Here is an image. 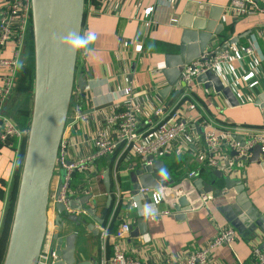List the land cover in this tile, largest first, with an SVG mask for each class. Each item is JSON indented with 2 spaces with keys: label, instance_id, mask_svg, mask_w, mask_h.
<instances>
[{
  "label": "crops",
  "instance_id": "crops-1",
  "mask_svg": "<svg viewBox=\"0 0 264 264\" xmlns=\"http://www.w3.org/2000/svg\"><path fill=\"white\" fill-rule=\"evenodd\" d=\"M254 2L251 13L243 16H238L229 7L230 0H95L85 4L81 34L91 30L97 34V39L89 46L90 52L81 49L77 55L71 104L63 132L67 140L74 142L69 151L70 157L80 158L96 153L99 147L92 137L101 129L114 139L115 128L107 122V117L112 112V105L128 96L125 87L129 84L133 86L129 97L140 102L144 109L141 130L148 126L146 116L163 103L167 106L165 112L168 116L175 112L176 119L187 124L186 131L158 156L165 161L171 174L177 179H186L191 171H196V175L203 176L207 182L216 179L215 187H220L221 191L213 190L206 203L198 208H183L182 212L172 210L164 199L155 205L158 210L156 216L146 221V233L150 240L145 241L144 233L137 232L142 216L131 207L132 195L141 205L151 204L153 190L134 191L129 172L138 167L139 158L132 146L126 155L123 154V144H120L94 159L92 164L98 171L96 175L102 172L101 176L93 177V171L89 170L77 171L73 175V187H79L83 192L75 198L93 194L89 200L92 205L93 198L99 197V215L107 203L103 175L107 169L111 171L114 197L106 223H97V228L101 230L98 235L83 225L73 224L70 228L80 233L76 246L78 260L94 257L99 264H110V257L117 246L149 263L183 259L190 251L203 247L228 228L235 230L232 245L222 243L215 246L209 253L211 264H238V259L248 263L253 249L264 247V230L247 222L248 214L242 205L245 200H250L264 212V155L254 158L252 151L248 156L232 158V151L224 146L218 154L222 161L219 168L245 186V195L237 192L235 186L226 194L222 191L223 180L214 175V168L205 159L204 129L200 124L203 118H209L219 128L264 126V107L255 102L264 91V0ZM3 3L4 0H0V8ZM149 6L153 7V22L150 24L145 15ZM200 6L208 15L218 13V24H223L222 28L216 25L206 50L215 49L230 37L249 31L238 42L230 44L226 49L231 52L229 59L213 69L224 85L231 87L238 104H231L223 92L197 80L191 85L173 87L166 97L160 93V89L167 84L162 71L165 55L178 50L183 30L181 23L193 25ZM14 44L13 40L8 41L2 56H14ZM247 46H252L253 51L246 52L244 48ZM23 59L26 61L23 66H26L27 55ZM9 72V66L0 65V87L5 85ZM34 89L35 72L31 83H28L21 78L18 69L11 94L4 105L5 111L17 124L22 117L16 114L18 106L29 109L23 119L26 130H29L32 119ZM74 104H80L87 115L74 120ZM238 132L237 135L243 137L244 132ZM27 137L28 133L19 141L0 142V233L8 205L14 196L17 200L24 159L21 149L23 143L26 148ZM59 174L55 171L50 185L52 232L56 228L55 197L60 187ZM88 179L92 184L89 192L84 190ZM69 211L80 214L78 210ZM124 222L131 223L134 229L129 234L120 235L118 230Z\"/></svg>",
  "mask_w": 264,
  "mask_h": 264
},
{
  "label": "water",
  "instance_id": "water-1",
  "mask_svg": "<svg viewBox=\"0 0 264 264\" xmlns=\"http://www.w3.org/2000/svg\"><path fill=\"white\" fill-rule=\"evenodd\" d=\"M84 14L85 0H32L35 47L34 107L3 264H36L42 249L49 223L50 185L71 103L78 55V51L70 53L66 46L60 45L59 38L69 32L80 35ZM196 14L193 25L181 23L183 30L178 50L165 55L166 62L162 71L166 76L167 84L160 89L164 97L173 87L184 84L181 83V78L185 65L206 51L220 17L218 13L208 15L203 6L198 8ZM207 17L210 18L209 21L206 20ZM218 25L222 28L223 24ZM248 33L249 31H246L230 37L221 46L210 50L211 53L207 58L222 53L230 44L238 42ZM53 36L57 37L56 42L53 41ZM196 80L207 87H214L218 92H223L231 104L239 103L231 87L224 85L220 76L212 69L202 71L196 76ZM255 102L264 107V91L257 96ZM237 138L244 142L243 137L237 135ZM252 151L254 158L260 154L264 155L260 144H255ZM148 160L151 162L141 163L129 172L134 191L156 188L157 181H160L164 187V199L169 203L170 208L178 212H182L183 208L185 210L198 208L203 203L202 196L213 190L221 191L220 187H215L216 179L211 182L205 181L203 176L177 179L165 166L162 158L150 154ZM161 169L167 170V178L159 175ZM213 173L223 180L224 193H230L235 186L237 192L245 195V186L240 180H235L220 168H214ZM64 175L65 170H62L63 178ZM103 175L107 189V203L101 215L98 214L97 198L94 197L92 205L89 204L92 194L78 198L71 197L67 204L59 200L55 202L57 214L54 219L56 224L54 238L57 241L59 254L55 264H99L94 257L78 260L76 246L80 233L77 229L69 230V228H72L73 224L83 225L96 235L101 232L97 228V223H106L114 198L111 171L107 169ZM180 187L186 188L187 192L179 194L177 189ZM242 205L248 214L247 222L259 225L264 230V212L257 209L250 200H245ZM69 209L78 210L80 214L71 213ZM138 227V233L147 232L146 220L143 217L139 218Z\"/></svg>",
  "mask_w": 264,
  "mask_h": 264
},
{
  "label": "built area",
  "instance_id": "built-area-1",
  "mask_svg": "<svg viewBox=\"0 0 264 264\" xmlns=\"http://www.w3.org/2000/svg\"><path fill=\"white\" fill-rule=\"evenodd\" d=\"M95 0H85V4L94 2ZM254 0H230L229 7L237 13L238 16L248 15L255 5ZM153 7L149 6L145 10L147 23L153 22L151 16ZM32 25V0H4L0 8V65H7L10 68L7 75L6 83L0 87V142L11 143L14 139L21 140L28 130L21 128L15 119L6 113L4 109L5 101L11 94L14 84L15 75L18 72L17 61L22 60L24 46L27 40V35ZM14 41V56L4 57L2 52L8 41ZM246 52L253 51L252 46L244 48ZM210 50H206L199 57L185 65L183 77L181 78L182 85H191L196 80V76L207 69H214L219 63L229 59L231 52L224 50L218 55L210 54ZM125 92L128 95L125 99L115 102L112 105V112L107 117V122L114 126L115 136L111 139L106 132L101 129L92 140L98 145L99 150L91 155L80 158H71L69 151L74 145V142L67 140L64 136L60 142L57 154L55 171L60 173V187L56 194V201H63L66 204L71 197L82 194L80 188H74L72 178L77 171H93V177L102 175L95 171L92 164L94 159L100 155L112 151L120 144H123V154L129 151L132 146L138 155L139 164L150 163L148 156L153 154L155 157L160 156L172 143L187 129V124L181 119H176L174 112L170 116L166 114V104L163 103L157 106L153 113L146 116L147 128L141 130L143 122L144 109L140 102L129 97L133 92V86L127 85ZM71 104V103H70ZM74 120L85 117L87 114L80 104L73 105ZM204 129L205 137V159L213 168H219L222 161L218 158V154L223 151L224 146H228L232 151V158L245 157L251 154L255 144H260L264 150V126L254 127L247 125H236L234 127H221L215 125L214 121L209 118H203L200 123ZM238 130L244 132L242 142L237 138ZM78 143V142H77ZM121 158V157H120ZM120 158L118 160H120ZM62 170H65L64 178ZM54 171V173H55ZM196 176V171H191L187 179H192ZM88 179L84 184V190L91 191L92 184ZM184 180V179H183ZM171 188V186H169ZM164 189V187H162ZM172 189V188H171ZM144 190V189H142ZM153 193L156 188L150 189ZM179 194L186 193V188L180 187L177 189ZM93 195V194H92ZM212 195V192L202 196L203 203ZM134 201V194L132 195ZM164 198L161 200L163 201ZM55 201V202H56ZM137 201V200H136ZM153 201V200H152ZM160 201V202H161ZM154 203V202H153ZM172 209V208H171ZM71 210V209H69ZM175 210V209H172ZM75 211V210H73ZM166 211H169L167 209ZM80 213V211H78ZM132 230V224L124 222L118 230L120 235L129 234ZM54 232V231H53ZM46 233L41 252L36 261V264H55L59 254L57 242L54 238V233ZM235 230L228 228L221 233L215 235L203 247L190 251L183 259H164L162 261L149 263L144 262L138 257L131 255L122 247H115L110 264H211L209 261L210 251L217 245L229 243L232 245L234 240ZM144 240L149 241L150 236L144 233ZM238 264H264V247H255L252 251L251 260L245 263L238 259Z\"/></svg>",
  "mask_w": 264,
  "mask_h": 264
},
{
  "label": "trees",
  "instance_id": "trees-1",
  "mask_svg": "<svg viewBox=\"0 0 264 264\" xmlns=\"http://www.w3.org/2000/svg\"><path fill=\"white\" fill-rule=\"evenodd\" d=\"M26 55H27V65L23 66L22 69H19V74L24 81L31 83L33 76H34V72H35L34 35H33V29L31 30V28L27 35L26 47L23 50V55H22V60H21L23 63L26 62L23 59L24 56ZM28 111L29 109H26L23 105L21 106L19 105L17 108L16 114L19 113L22 116L19 118V124H18L21 128H25L23 125V119L25 118V115L28 113ZM6 113H8V111H6ZM24 153H25V146L23 143L22 149H21L22 158L24 157ZM15 201H16V196L13 197L10 205H8L6 216H5V221H4L1 233H0V264L4 263L5 255H6L7 248H8L10 231H11V222L14 216Z\"/></svg>",
  "mask_w": 264,
  "mask_h": 264
},
{
  "label": "clouds",
  "instance_id": "clouds-1",
  "mask_svg": "<svg viewBox=\"0 0 264 264\" xmlns=\"http://www.w3.org/2000/svg\"><path fill=\"white\" fill-rule=\"evenodd\" d=\"M97 39V34L91 30L78 35L75 32H69L66 36L59 38V44L66 46L70 53L77 52L83 49L85 52H90V45ZM53 41H57V37L53 36ZM17 68H23V62L17 61ZM159 175L167 178V170L161 169ZM156 191L153 193L152 200L154 203L141 205L139 201L134 200L131 207L138 210V215L142 216L146 221L152 219L157 214L155 205L159 204L164 198V192L160 181H157Z\"/></svg>",
  "mask_w": 264,
  "mask_h": 264
},
{
  "label": "rangeland",
  "instance_id": "rangeland-1",
  "mask_svg": "<svg viewBox=\"0 0 264 264\" xmlns=\"http://www.w3.org/2000/svg\"><path fill=\"white\" fill-rule=\"evenodd\" d=\"M31 30L33 29V23H32V25H31ZM197 176V175H196ZM195 176V177H196ZM95 198H97L98 199V201H99V197H95ZM51 219H52V217H51ZM50 221L51 222H53L52 220H50V215H49V223H48V229H47V233H50V230H51V225H50ZM55 222V221H54ZM55 227H56V224H55ZM72 227V226H71ZM72 229V228H71ZM70 228H69V230H71ZM56 240V239H55ZM57 242V241H56Z\"/></svg>",
  "mask_w": 264,
  "mask_h": 264
},
{
  "label": "flooded vegetation",
  "instance_id": "flooded-vegetation-1",
  "mask_svg": "<svg viewBox=\"0 0 264 264\" xmlns=\"http://www.w3.org/2000/svg\"><path fill=\"white\" fill-rule=\"evenodd\" d=\"M105 208V207H104ZM103 211H104V209H103ZM101 214H102V212H101Z\"/></svg>",
  "mask_w": 264,
  "mask_h": 264
}]
</instances>
